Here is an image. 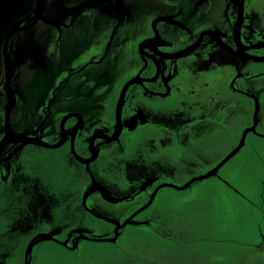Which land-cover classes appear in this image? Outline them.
<instances>
[{
  "label": "flooded vegetation",
  "instance_id": "af4514ba",
  "mask_svg": "<svg viewBox=\"0 0 264 264\" xmlns=\"http://www.w3.org/2000/svg\"><path fill=\"white\" fill-rule=\"evenodd\" d=\"M14 18L0 42V264L85 244L140 264L129 230L147 248L186 239L202 184L248 203L236 180L264 192V0H34Z\"/></svg>",
  "mask_w": 264,
  "mask_h": 264
},
{
  "label": "rangeland",
  "instance_id": "374dc122",
  "mask_svg": "<svg viewBox=\"0 0 264 264\" xmlns=\"http://www.w3.org/2000/svg\"><path fill=\"white\" fill-rule=\"evenodd\" d=\"M7 2L0 0V13L9 9ZM28 10L31 8L25 11ZM15 20L8 18V22L0 23V42L7 23L11 26ZM235 183L251 203L238 195H228L227 190L215 188L210 182L202 184L190 200H186L185 205L190 204L186 216L194 225L185 230L190 233L186 239L170 245L156 242L147 248L143 244H149L148 233L129 230L138 243L142 241L136 247L140 252L134 253L140 258V264H264V243L261 250L256 247L259 233L264 234V202L261 199L264 192L254 178L238 179ZM180 230L183 232V226ZM46 250L53 264H123V256H118L108 244H85L79 255L67 254L55 245H49Z\"/></svg>",
  "mask_w": 264,
  "mask_h": 264
},
{
  "label": "water",
  "instance_id": "95a60500",
  "mask_svg": "<svg viewBox=\"0 0 264 264\" xmlns=\"http://www.w3.org/2000/svg\"><path fill=\"white\" fill-rule=\"evenodd\" d=\"M26 2L24 3V1L21 0H8L7 5L9 6L8 9V18H14L15 14L18 11H25L28 8H31V5L34 3V0H29V2H27V0H25ZM37 1V5H38V9L40 10V5H41V1L42 0H36ZM7 12V11H6ZM5 12V14H6ZM13 24V23H12ZM11 24V26H12ZM18 26L19 24L15 25V27L11 30L8 39L14 35L15 33L18 32Z\"/></svg>",
  "mask_w": 264,
  "mask_h": 264
}]
</instances>
